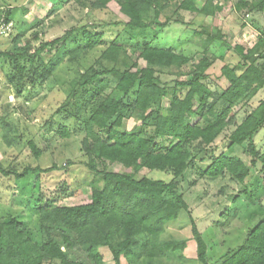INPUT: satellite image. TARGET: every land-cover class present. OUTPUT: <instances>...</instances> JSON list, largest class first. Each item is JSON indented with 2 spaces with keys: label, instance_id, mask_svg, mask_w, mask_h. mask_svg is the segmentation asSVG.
Wrapping results in <instances>:
<instances>
[{
  "label": "trees",
  "instance_id": "1",
  "mask_svg": "<svg viewBox=\"0 0 264 264\" xmlns=\"http://www.w3.org/2000/svg\"><path fill=\"white\" fill-rule=\"evenodd\" d=\"M0 1L13 17L12 6ZM239 2L245 4L243 0ZM91 5L109 9L118 16L124 34L102 51L94 65L77 72L69 82L68 95L42 125L48 139L81 137L84 165L91 177V199L87 203L63 205L60 199L73 192L61 185L57 196L49 197L37 207L38 233L35 234L14 215L0 217V264H104L102 248L110 251L114 264H166L189 241L167 237L169 223L183 211L189 213L197 260L209 264L208 244L183 194L178 192V179L189 168L196 167L197 159L203 158L217 138L236 124L231 114L239 99L249 101L264 88V54L259 52L262 38L248 50L235 44L240 61L234 67L222 66L216 80L225 81L226 86L217 94L205 82L212 76L209 71L213 65L205 52L202 58L193 59L174 48L153 45L159 36L156 27H168V20L180 11L215 15L223 10L217 1L92 0ZM257 7L264 12V0ZM162 15L164 21H160ZM76 33L70 30L40 44L36 50L39 67L32 72L35 81H47L65 60L79 63L103 38L101 32L91 31L87 26L78 28ZM19 39L16 36L15 40ZM218 40L227 45L220 30L207 33V45ZM126 43L140 50L137 57L122 67L105 65L106 61L118 62L126 51ZM49 46L53 57L45 62L42 52ZM2 47L0 57L9 56ZM23 56L30 63L35 62L33 56ZM191 61L190 78L176 80L173 87L161 83L158 76L161 70L181 69ZM20 71L22 74L25 68L21 66ZM20 80L23 82L24 76ZM21 89L16 90L18 97H22ZM126 112L141 120L142 126L122 130ZM148 125L150 131L145 128ZM263 125L264 99H261L228 136L229 149L249 142L251 165L223 152L211 156V163L200 176L215 178L229 173L243 183L250 175L251 166L259 162L264 174V149L254 142ZM5 139L9 141L8 137ZM28 145L36 157L41 156L42 150L34 140ZM114 163L123 165L125 170H110L109 164ZM142 168L165 171L172 178L139 175ZM53 169L27 165L19 171L0 162V174L7 179H22L31 172ZM263 191L264 179L255 193L247 189L245 193L253 202L262 199ZM218 264H264V219Z\"/></svg>",
  "mask_w": 264,
  "mask_h": 264
},
{
  "label": "rangeland",
  "instance_id": "2",
  "mask_svg": "<svg viewBox=\"0 0 264 264\" xmlns=\"http://www.w3.org/2000/svg\"><path fill=\"white\" fill-rule=\"evenodd\" d=\"M2 1L14 9L12 15L18 28L12 39H4L1 43L4 48L2 51L10 55L0 57V162L19 171L27 165L54 169L50 172H31L22 179H7L0 174V217L14 215L35 234L38 233L37 207L49 197L57 196L61 185H66L73 192L60 199L59 202L63 205L87 203L91 199V177L84 165L86 159L81 151V137L48 139V133L46 134L42 125L68 95L69 82L77 72L94 65L102 51L124 34V29L118 16L109 9L93 8L92 0ZM215 1L223 7V10L215 15L187 11L172 15L171 21L168 20V27H156L159 36L153 45L174 48L193 59L202 58L205 52L213 63L209 71L212 76L205 82L219 94L226 86L225 81L216 80L222 66L229 64L234 67L240 61L239 54L234 50L235 44L248 50L262 38V42H259L262 43L259 52L264 54V12L257 9L260 0H243L245 4L239 0ZM161 17L164 21V16ZM175 18L179 21H174ZM85 26L91 31L103 34L101 43L90 53L83 55L79 63L65 60L47 81H35L32 72L39 67L36 50L40 44L53 41L70 30L76 33L78 28ZM203 30H206V33ZM219 30L224 34L227 45L219 40L207 45V33L215 34ZM16 36L20 37L19 41L15 40ZM126 47L118 62L106 61L104 64L122 67L125 62H132L140 50L133 49L128 43ZM50 50L49 46L42 52L45 62L53 57ZM23 54L33 56L35 62L30 63L28 57ZM21 66L25 68L22 74ZM192 69L193 61L181 69L161 70L158 76L162 84L173 87L176 80L190 78ZM21 75L24 76L23 82L20 80ZM20 87L23 91L22 97L16 95V90ZM261 99H264V88L249 101L245 98L239 99L231 114L236 124L228 127L217 138L203 158L197 159L196 167L189 168L178 179V192L183 194L208 244L209 264L220 263L228 251L236 250L246 239L249 230L264 219V191L261 193L262 199H253V202L248 200L245 193L246 189L255 193L263 184L264 174L260 162L251 166L250 175L243 183L229 173L215 178L200 176V172L211 163V156L223 152L251 165L249 142L229 149L228 136ZM126 113L122 130L142 126L141 120L136 119L131 112ZM145 128L148 131L152 129L149 125ZM30 140H34L42 150L40 157L33 154L28 145ZM254 142L259 149H264V125L256 134ZM109 168L117 172L125 170L119 163L109 164ZM139 175L164 180L172 178L170 173L147 168H142ZM188 215L189 213L183 211L178 219L168 225L170 233L167 237L188 238L189 241L187 247L166 264H203L197 260V247L191 236ZM37 235L40 239V235ZM101 250L104 264H114L110 251L107 248Z\"/></svg>",
  "mask_w": 264,
  "mask_h": 264
},
{
  "label": "built area",
  "instance_id": "3",
  "mask_svg": "<svg viewBox=\"0 0 264 264\" xmlns=\"http://www.w3.org/2000/svg\"><path fill=\"white\" fill-rule=\"evenodd\" d=\"M16 32V22L9 16L0 1V45L4 39H12Z\"/></svg>",
  "mask_w": 264,
  "mask_h": 264
},
{
  "label": "crops",
  "instance_id": "4",
  "mask_svg": "<svg viewBox=\"0 0 264 264\" xmlns=\"http://www.w3.org/2000/svg\"><path fill=\"white\" fill-rule=\"evenodd\" d=\"M163 16V15H162ZM160 21H163L162 18H160Z\"/></svg>",
  "mask_w": 264,
  "mask_h": 264
}]
</instances>
